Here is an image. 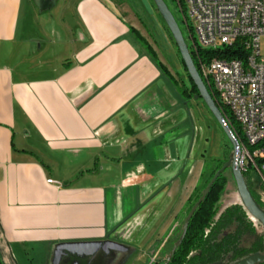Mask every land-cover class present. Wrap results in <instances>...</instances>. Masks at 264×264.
<instances>
[{
  "label": "crops",
  "instance_id": "0c3cea01",
  "mask_svg": "<svg viewBox=\"0 0 264 264\" xmlns=\"http://www.w3.org/2000/svg\"><path fill=\"white\" fill-rule=\"evenodd\" d=\"M131 27L115 0H0L1 264H163L181 235L207 110Z\"/></svg>",
  "mask_w": 264,
  "mask_h": 264
},
{
  "label": "trees",
  "instance_id": "16d2710c",
  "mask_svg": "<svg viewBox=\"0 0 264 264\" xmlns=\"http://www.w3.org/2000/svg\"><path fill=\"white\" fill-rule=\"evenodd\" d=\"M180 3L181 6L185 7V10L189 11L186 0H181ZM130 31L137 36L146 52L156 61L164 74L169 78L175 79L168 67L160 61L156 50L147 38L134 27H131ZM171 37L173 39L172 35ZM192 39L193 45H188L190 53L207 89L216 99L208 70L210 69L211 61L216 58L240 59L244 57V53L235 46L225 47L224 50L204 49L197 44L193 35ZM181 60L190 83V88H187L182 82L181 90L182 94L186 95L188 101H190L199 94V90L190 77L183 59ZM218 105L220 104L218 103ZM234 128L236 129L235 125ZM246 147L247 151L249 149L250 152L254 149L251 146L249 148L248 144ZM263 162V158L255 159V163L248 161L246 170L242 171V173L253 198L264 211V171L261 174L257 169V167L261 168V170L262 167L264 168V165H261ZM205 164L206 171L202 174L203 184L202 187L196 190L190 200L188 215L194 206L200 202L204 191L212 180L214 182L187 223L185 233L184 222L181 235L177 238L172 248L175 251L171 259L167 258L163 264H234L249 256L264 253L263 226L248 212L242 201L227 207L220 213L218 205L229 183L226 171L231 169V167L228 166L224 172L216 177L226 164V161L212 159L207 160ZM253 173H255V176ZM183 233L184 236L182 237ZM181 237L182 239L180 240Z\"/></svg>",
  "mask_w": 264,
  "mask_h": 264
},
{
  "label": "built area",
  "instance_id": "2783aa9c",
  "mask_svg": "<svg viewBox=\"0 0 264 264\" xmlns=\"http://www.w3.org/2000/svg\"><path fill=\"white\" fill-rule=\"evenodd\" d=\"M186 1L200 47L220 50L235 46L244 53L240 59H213L208 69L213 90L221 89L223 100L229 102L240 128L246 131L248 147H254L249 155H241L237 146L236 168L244 171L245 161L264 159V0Z\"/></svg>",
  "mask_w": 264,
  "mask_h": 264
},
{
  "label": "rangeland",
  "instance_id": "374dc122",
  "mask_svg": "<svg viewBox=\"0 0 264 264\" xmlns=\"http://www.w3.org/2000/svg\"><path fill=\"white\" fill-rule=\"evenodd\" d=\"M115 2L128 22L133 24L144 35V37L147 38L150 44L153 45L160 61H162V63H164L174 72L177 70H180L181 72L183 71L185 78L186 72L184 71L182 65V57L179 55L176 43L171 37L172 34H170L167 24L154 5V1L115 0ZM165 2L176 18L187 44L189 46L193 45V35L197 41V44L199 45V38L196 36L197 25L194 23L189 11L185 10V7L181 6V0H165ZM221 50H224V47H222ZM261 52L264 56V40L261 44ZM191 103L194 106L198 104L201 106L200 108H205V111L207 110L205 115L206 123L203 125L207 134L205 147L208 149V159L225 160L226 164L228 163L232 165L234 158V147L225 130L216 120L203 100L193 99ZM195 110L199 115H201V111H199L197 107H195ZM245 155L248 154L245 153ZM247 163L248 161H245L246 165ZM262 171H264L263 167L261 172ZM253 175L255 176V173H253ZM226 176L229 178V183L218 205L220 208V213L233 204L241 203V198L239 196L236 183L231 175V169L226 171ZM150 264H153V262H150Z\"/></svg>",
  "mask_w": 264,
  "mask_h": 264
},
{
  "label": "water",
  "instance_id": "95a60500",
  "mask_svg": "<svg viewBox=\"0 0 264 264\" xmlns=\"http://www.w3.org/2000/svg\"><path fill=\"white\" fill-rule=\"evenodd\" d=\"M153 1H154L159 13L161 14L162 18L164 19L165 23L167 24V26H168V28H169L172 36H173V39L177 45V48L179 50V53H180L182 59H183L185 65L187 67V70H188L190 77L192 78L193 82L195 83V85L197 86V88L199 90V94L196 95L194 99L195 100H203L204 103L206 104V106L208 107V109L211 111V113L216 118V120L222 126V124H221V121L223 118L222 110L220 109L217 101L214 99L212 94L207 89V87H206V85H205V83H204V81L200 75V73H199V71L195 65V62L192 58V55L190 53L188 44L184 38L183 32H182L176 18L174 17L172 11L170 10V8L167 5V3L165 2V0H153ZM223 129L225 130L229 140L231 141V143L234 147V158L232 161V165L228 164V163L225 164L224 167L216 175V177L220 173L224 172L228 166L231 167V175H232V177L236 183L237 190H238V193H239V196L241 198L242 203L244 204V206L246 207L248 212L263 226V229H264V211L258 205V203L255 201V199L253 198V196H252V194L248 188V185L245 181V178H244L242 171L240 169L236 168V164H237V160H238L237 155H236L237 143L233 139L231 132L225 127H223ZM213 182H214V180H212L211 184L204 191L200 202L204 199L206 193L210 189ZM200 202H198L194 206V208L192 209V211L188 215V217L185 221L184 233H185L187 223L189 222V220L193 216V214L196 211ZM184 233L182 234V237L184 236ZM182 237L180 238V240L182 239ZM98 248H102L105 253H109L110 251L123 252V251L127 250L126 246L119 244L117 242H113V241H107L104 243H95V244H79V243L78 244H66V245H62V246L58 247L57 252L55 254L54 264H59L61 256L63 255L64 251L85 250L88 255H94ZM174 251L175 250L173 249L170 252L168 259H171ZM259 263L264 264V253L249 256V257L244 258L238 262H235L234 264H259ZM0 264H1V262H0Z\"/></svg>",
  "mask_w": 264,
  "mask_h": 264
},
{
  "label": "bare ground",
  "instance_id": "6f19581e",
  "mask_svg": "<svg viewBox=\"0 0 264 264\" xmlns=\"http://www.w3.org/2000/svg\"><path fill=\"white\" fill-rule=\"evenodd\" d=\"M187 8H188V3H187ZM211 69V66H210ZM211 77L210 81L213 86V75H209ZM215 95H216V101L220 105V109L222 110L223 113V118L222 122L224 123L225 127L231 132L233 139L237 143L238 146V151L240 154L247 153L249 155V149L247 151V144H248V138L246 136V131L240 128L239 123L237 121V117L232 110V108L229 106V102H226L223 100V93L221 89H214ZM234 125L236 126V129L234 128Z\"/></svg>",
  "mask_w": 264,
  "mask_h": 264
}]
</instances>
